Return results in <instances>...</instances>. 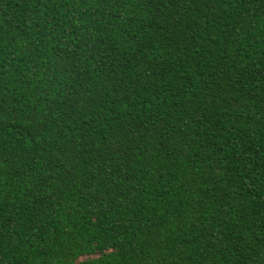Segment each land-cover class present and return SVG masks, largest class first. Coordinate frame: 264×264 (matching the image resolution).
Masks as SVG:
<instances>
[{
	"label": "trees",
	"instance_id": "obj_1",
	"mask_svg": "<svg viewBox=\"0 0 264 264\" xmlns=\"http://www.w3.org/2000/svg\"><path fill=\"white\" fill-rule=\"evenodd\" d=\"M0 264H264V0H0Z\"/></svg>",
	"mask_w": 264,
	"mask_h": 264
}]
</instances>
